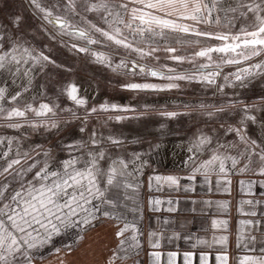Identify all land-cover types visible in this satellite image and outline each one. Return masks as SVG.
Wrapping results in <instances>:
<instances>
[{"label": "snow or ice", "instance_id": "6c2138e0", "mask_svg": "<svg viewBox=\"0 0 264 264\" xmlns=\"http://www.w3.org/2000/svg\"><path fill=\"white\" fill-rule=\"evenodd\" d=\"M26 2L42 25H51V33L45 28L49 38H59L63 47L90 56L93 62L118 75L150 76L168 81L163 85L135 82L123 85L129 90H171L180 87L178 81H185L202 83L224 93L225 86L247 87L252 79L264 77V0ZM25 20L23 14L15 16L10 21L12 31L8 30V25H0V85H6L0 86V120L7 121L2 126L16 131L25 127L59 128V122L53 119L59 105L40 103L34 107L31 101L35 96L25 95L32 90L38 72L48 65L62 67L23 38L19 29ZM93 46L108 51H99ZM183 48H191L192 54L178 55ZM159 52L166 53L165 59L177 65L188 63L193 68L178 71L176 67L160 64ZM117 56L119 59L115 60ZM224 66H233L236 70L222 75ZM217 78H222L224 83L218 84ZM63 91L77 107L87 104L78 95L80 89L75 84L66 85ZM235 106L231 103L227 107ZM227 107L199 105L201 109H213L205 113L209 118L225 113ZM253 109L264 110V97L259 103L243 104L238 124L221 123L223 133L199 132L188 148L190 155L186 163L192 167L186 177L154 175L148 178L149 188L155 182L157 190L166 185L187 193L194 188L191 184L182 185L181 179L195 182L200 175L205 183H212L211 178L216 177L215 187L229 191L233 173L251 171L264 176V138L254 139L247 131L248 121L256 123V116L250 114ZM63 111L70 112L71 119H81L73 109ZM114 111L135 110L108 103L93 106L86 109L80 132H85L89 117ZM29 113L37 119H30ZM161 115L171 119L178 113L162 112ZM127 118L108 117L117 122ZM229 133L235 139L225 141L223 137ZM124 144L120 137L111 134L104 137L93 130L87 140L65 144L66 156L57 159L50 150H43L39 145L24 149L16 138L0 137V264H36L38 258H43L41 254L46 248L51 250L49 254L57 255L59 264H66L63 257L75 251L87 233L105 221L113 222L118 243L110 249L111 255L103 264H117V261L140 264L142 232L139 221L143 215L140 190L144 183L140 177L148 162L142 153L126 157L110 152L106 146L119 149ZM204 154L207 158L201 159ZM161 203L160 199L150 201L153 210H158ZM167 203L173 205L174 201ZM245 203L254 208L257 202L242 201ZM218 207L226 209L227 202H219ZM168 210L176 211V208ZM128 213H132V219ZM246 214L257 215L255 210ZM212 223L213 227H227L226 220H213ZM240 223L242 229L237 247L243 245L246 254L234 258L236 264H264V248L259 255L247 254L255 249L244 243V226L260 229V220ZM156 237L157 232L149 233L153 249L160 248ZM248 239L254 243L257 237L249 231ZM227 241L226 235L213 236V243L223 245L216 257L217 264H230ZM196 243L207 242L197 239ZM151 257L152 264H159L161 253L153 251ZM174 258L175 253H169L168 264H173ZM203 260L201 257L202 264ZM184 261L190 264V253H185Z\"/></svg>", "mask_w": 264, "mask_h": 264}, {"label": "rangeland", "instance_id": "374dc122", "mask_svg": "<svg viewBox=\"0 0 264 264\" xmlns=\"http://www.w3.org/2000/svg\"><path fill=\"white\" fill-rule=\"evenodd\" d=\"M20 14H23L26 18L19 29L23 38L30 41L31 45L38 50L49 55L56 62V65H62V67L48 65L42 72H38L32 90L25 94L29 97L35 96V100L31 101L34 107H38L40 103L59 105V108L56 110L57 116L53 118L59 122V128L49 130L46 128L32 129L25 127L16 131L2 126L7 121L0 120V137H13L18 139L21 147L24 149L39 145L43 150H50L57 159H61L66 156L63 150L65 144H70L78 140H87L93 130L98 134H102L104 137L111 134L122 138L125 144L119 149L106 145L109 147L110 152H118L126 157L133 153L144 154L143 159L148 162V166L143 169V175L140 177L143 181L148 171H176L185 168H187L185 170H188L192 167L188 163H185L186 167L181 169L174 167L166 168L164 165L159 164V154L162 145L170 142L180 143L184 146L183 153L187 156V162L190 155L188 152L190 143L201 130L204 133L213 135L223 133L224 130L220 128L221 123L238 124L243 115L241 112L243 104L259 103L260 98L264 97V77L252 79L247 87L225 86L224 93L218 92L215 87H207L202 83L185 81H178L177 83L180 84V87L171 90L139 91L126 89L123 85L130 82L163 85L168 83V81L150 76L138 75L131 77L118 75L110 68L93 62L90 56L83 53H76L74 50H70L69 47H63L59 42V38L57 40L50 39L49 35L45 32V28L48 33H51V25H42L41 20L32 15L26 0H0V25H8V30L12 31L10 21ZM65 39L68 38L66 37ZM71 42L69 41V43ZM93 48L99 51H108V49L98 46H93ZM192 51L191 48H183L177 54L191 55ZM157 55L161 57L160 64H168L176 67L178 71L193 68L192 64L184 63L177 65L175 62L165 59L167 54L164 52H159ZM118 59V56L115 57V60ZM259 59L261 58H257V60ZM197 62L200 61L198 60ZM235 70L233 66H224L222 75H228ZM217 83L223 84L224 81L222 78H217ZM68 84H75L80 89L78 95L87 101L84 107H77L67 97L63 89ZM9 91H12V89H9ZM103 103L127 106L135 111H114L94 114L88 118L85 132H80V128L84 126L82 120L86 109L99 106ZM231 103H235L236 106L227 107ZM201 104L223 105L227 107V111L209 118L205 113L207 111H213V109H201L199 108ZM64 109L75 110L81 119H71L70 112L63 111ZM162 112H176L178 115L175 118L169 119L162 116ZM250 114L255 115L257 119L256 123H252L251 121L247 122L248 134L254 139L259 140L264 138V110L253 109ZM28 115L30 119H37L31 113ZM117 115L128 118L119 122L114 119H108L109 116L114 117ZM214 129L216 130L215 133L213 132ZM223 139L225 141H231L235 137L229 133ZM133 141L135 142L133 143ZM206 158L207 154L201 156V159ZM239 174L233 173L230 175L231 188L234 186V181ZM246 174L254 173L250 171ZM233 194L232 202L236 205L237 196L235 190H233ZM142 197L143 186L140 190L141 202ZM127 215L129 219L133 218L132 213H128ZM139 227L141 230V220L139 221ZM139 238L141 240V236ZM58 243L59 241H57ZM117 243L113 222L105 221L87 233L86 238L80 244L81 246L79 245L78 249L70 254L71 259L66 257L69 254L63 258L66 260V264H76L78 255H83L87 252L90 253L91 251L93 253L96 251L100 255L104 254L105 258L111 255L110 249L115 248ZM50 251V249L46 248L41 254L43 258H38L36 264H59L57 255L49 254ZM117 264H120V262L117 261ZM128 264H131V261Z\"/></svg>", "mask_w": 264, "mask_h": 264}, {"label": "crops", "instance_id": "0c3cea01", "mask_svg": "<svg viewBox=\"0 0 264 264\" xmlns=\"http://www.w3.org/2000/svg\"><path fill=\"white\" fill-rule=\"evenodd\" d=\"M166 167V166H165ZM186 167V166H185ZM173 168V167H166ZM176 168V167H174ZM187 169V168H185ZM154 170L148 171L143 180V215L141 219V249L138 257L140 264H152L151 253L158 251L161 253L159 264H168V254L175 253L173 264H185V253L191 254L190 264H202L201 257L204 258L203 264H217L216 257L223 249V245L213 243V236L219 237L226 235L228 237L227 250L230 256V264H236L234 258L240 257L245 253L243 245L237 247V238L241 233V221L260 220V229H251L244 226V243L249 244L250 249L255 252L247 254H261L260 250L264 248V176L255 174H239L234 181V186H228L229 191L215 187L216 177H212V183H205L203 176L198 175L195 182L181 179L182 185L191 184L194 191L184 192L183 190H173L166 185L157 190L155 182L152 187L148 186V178L154 175H175L186 177L188 170ZM185 170V171H184ZM241 182H244L243 184ZM249 184L251 187L249 188ZM236 191L237 204L232 202ZM152 199L162 201L158 210H153L150 205ZM168 200L174 201L173 205L167 203ZM253 200L255 207L248 204H242V201ZM195 201V203H193ZM210 202V203H205ZM219 202H227V208L218 207ZM175 207L176 211H169L170 207ZM241 208L244 211H241ZM255 210L257 215L252 217L246 213ZM213 220H226L227 227H213ZM165 221H168L165 223ZM157 232L160 248L153 249L149 244V233ZM251 231L257 237L253 243L248 239V232ZM197 239L204 240L207 243L197 244ZM78 255L76 264H103L104 254L91 251ZM99 260V262H98Z\"/></svg>", "mask_w": 264, "mask_h": 264}, {"label": "bare ground", "instance_id": "6f19581e", "mask_svg": "<svg viewBox=\"0 0 264 264\" xmlns=\"http://www.w3.org/2000/svg\"><path fill=\"white\" fill-rule=\"evenodd\" d=\"M183 149L184 146L178 142H170L166 145H162L158 163L166 167L184 168L187 156L184 155Z\"/></svg>", "mask_w": 264, "mask_h": 264}, {"label": "flooded vegetation", "instance_id": "af4514ba", "mask_svg": "<svg viewBox=\"0 0 264 264\" xmlns=\"http://www.w3.org/2000/svg\"><path fill=\"white\" fill-rule=\"evenodd\" d=\"M81 246V245H80ZM102 247V246H101ZM102 248H104V247H102ZM78 249V248H77ZM77 252H79V251H77ZM66 257H68V259H71V255L69 254L68 256H66ZM65 257V258H66ZM72 257H75V256H72Z\"/></svg>", "mask_w": 264, "mask_h": 264}]
</instances>
